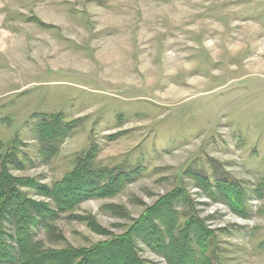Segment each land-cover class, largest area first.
<instances>
[{"label": "rangeland", "instance_id": "rangeland-1", "mask_svg": "<svg viewBox=\"0 0 264 264\" xmlns=\"http://www.w3.org/2000/svg\"><path fill=\"white\" fill-rule=\"evenodd\" d=\"M56 114L73 128L45 159L36 120ZM15 140L29 163L14 175L41 186L92 147L135 172L59 214L64 241L38 232L47 248L87 251L181 189L213 232L214 264H264V0H0V142ZM137 240L141 259L167 264Z\"/></svg>", "mask_w": 264, "mask_h": 264}, {"label": "trees", "instance_id": "trees-1", "mask_svg": "<svg viewBox=\"0 0 264 264\" xmlns=\"http://www.w3.org/2000/svg\"><path fill=\"white\" fill-rule=\"evenodd\" d=\"M38 120L40 156L48 159L57 152L62 137L72 131L73 122H64L59 114ZM16 142L6 145L0 142V264H50L51 260L61 261V264H149L138 255L137 239L162 256L167 264H214L213 232L206 229L202 219L193 216L192 203L181 189L161 197L126 233L87 251L47 248L38 239V232L43 231L51 244L64 241L62 233L53 225L59 214L71 212L81 202L94 197L114 196L124 190L135 172L101 166L92 147L75 160L73 169L62 181L51 187L41 186L33 179L14 175L29 163L28 156ZM188 173L195 174L198 182L208 180L199 172ZM221 183L214 187L215 192L232 205L235 199L232 197L240 195L237 191L235 195L232 193V184ZM31 189L49 202L34 200ZM201 189L204 191L205 187ZM214 196L209 194L212 199ZM165 207L166 213L163 212ZM115 209L120 210L118 206H114Z\"/></svg>", "mask_w": 264, "mask_h": 264}]
</instances>
